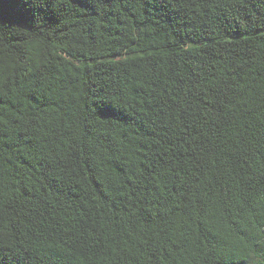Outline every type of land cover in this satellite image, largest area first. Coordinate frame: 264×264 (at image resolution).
I'll list each match as a JSON object with an SVG mask.
<instances>
[{
	"label": "trees",
	"instance_id": "trees-1",
	"mask_svg": "<svg viewBox=\"0 0 264 264\" xmlns=\"http://www.w3.org/2000/svg\"><path fill=\"white\" fill-rule=\"evenodd\" d=\"M0 264H264V0H0Z\"/></svg>",
	"mask_w": 264,
	"mask_h": 264
}]
</instances>
